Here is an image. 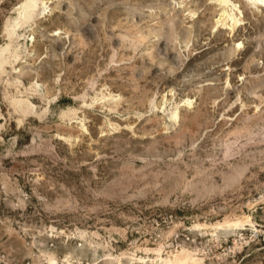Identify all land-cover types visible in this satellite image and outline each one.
<instances>
[{
    "label": "rangeland",
    "instance_id": "rangeland-1",
    "mask_svg": "<svg viewBox=\"0 0 264 264\" xmlns=\"http://www.w3.org/2000/svg\"><path fill=\"white\" fill-rule=\"evenodd\" d=\"M24 1L0 0V264H264V0Z\"/></svg>",
    "mask_w": 264,
    "mask_h": 264
},
{
    "label": "bare ground",
    "instance_id": "bare-ground-1",
    "mask_svg": "<svg viewBox=\"0 0 264 264\" xmlns=\"http://www.w3.org/2000/svg\"><path fill=\"white\" fill-rule=\"evenodd\" d=\"M223 2V1H222ZM249 5H251L252 7H254V5L251 2H248ZM36 9V0H25L24 3L21 5L20 7V14L22 17H24V19H29L32 14L34 13ZM234 20V23H238V19H235V17L232 18ZM3 59H0V67L3 64ZM188 102H190V100L188 99L186 102L182 103L183 105H187ZM178 118V113L174 114V119L176 120ZM222 223H219V226H221ZM230 226H233V228H240V229H244L245 225L249 226V225H253V223H249L246 221H241V220H236L232 223L229 224ZM232 228V229H233ZM180 262H184L186 261L190 255H189V251L186 249H183L180 253ZM142 259V258H141ZM163 261H165V264H172V259H168V258H161ZM50 264H56L55 259L51 258L50 260Z\"/></svg>",
    "mask_w": 264,
    "mask_h": 264
}]
</instances>
